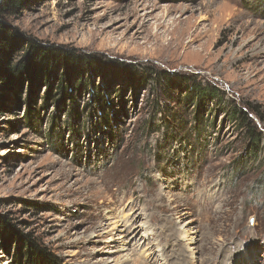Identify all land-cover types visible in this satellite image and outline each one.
Returning a JSON list of instances; mask_svg holds the SVG:
<instances>
[{
	"label": "rangeland",
	"instance_id": "obj_1",
	"mask_svg": "<svg viewBox=\"0 0 264 264\" xmlns=\"http://www.w3.org/2000/svg\"><path fill=\"white\" fill-rule=\"evenodd\" d=\"M7 22L43 44L141 75H190L223 95L197 107L161 75L136 90L97 76L88 89H103L109 126L90 91L45 108L41 88L35 128L9 99L1 216L59 264H264V0H26ZM233 103L263 135L256 153ZM16 244L0 247V264H17Z\"/></svg>",
	"mask_w": 264,
	"mask_h": 264
},
{
	"label": "trees",
	"instance_id": "obj_2",
	"mask_svg": "<svg viewBox=\"0 0 264 264\" xmlns=\"http://www.w3.org/2000/svg\"><path fill=\"white\" fill-rule=\"evenodd\" d=\"M25 1L0 0V114L9 110L7 101L10 99L16 109L24 105L23 118L27 124L34 127L39 120L34 117L32 103L39 89L43 88L42 103L45 108L53 99L57 104L62 105L66 99L73 101L76 95L73 90L85 89L91 92V99L94 98L93 100L100 106L104 125L109 126L108 113L104 109L107 99L104 97L103 89L101 86H96L95 94L93 89H88L90 83L94 85V78L97 76L107 84V88L117 81H128L131 88L136 90L137 84L146 86L147 78L155 76L158 80V76L161 75L163 83L184 90L186 98L190 99L189 102H193L197 107L203 101H211L215 98L218 101L222 100L223 92L218 87L211 84L203 85L190 75L148 72L146 68L141 75L137 67L129 63L74 48L43 44L27 37L7 22V17L21 10ZM144 74L146 77L143 79ZM84 75L85 78H82ZM77 77H79L78 83L72 88L73 81ZM23 90H25L24 94H22ZM227 107L231 118L245 128L249 138V148L256 153L263 135L251 119L250 109H243L234 103ZM69 111V116L78 113V104L74 103ZM54 126V122L50 124V141L55 131ZM72 127L74 133L79 132L76 126ZM14 244H16L17 264H59V259L53 252L39 245L30 236L21 233L6 217L0 215V247L8 250Z\"/></svg>",
	"mask_w": 264,
	"mask_h": 264
},
{
	"label": "bare ground",
	"instance_id": "obj_3",
	"mask_svg": "<svg viewBox=\"0 0 264 264\" xmlns=\"http://www.w3.org/2000/svg\"><path fill=\"white\" fill-rule=\"evenodd\" d=\"M121 230H122V229H121ZM185 236H186V234H185V232H184L183 235H182V237L185 238ZM191 239H193V238H191ZM190 261L192 262V259H191ZM191 262H190V263H191ZM133 264H134V263H133Z\"/></svg>",
	"mask_w": 264,
	"mask_h": 264
}]
</instances>
